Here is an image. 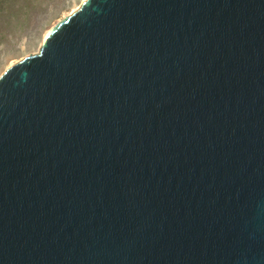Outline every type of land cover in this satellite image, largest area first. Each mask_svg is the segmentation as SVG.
Returning <instances> with one entry per match:
<instances>
[{"label":"water","instance_id":"water-1","mask_svg":"<svg viewBox=\"0 0 264 264\" xmlns=\"http://www.w3.org/2000/svg\"><path fill=\"white\" fill-rule=\"evenodd\" d=\"M0 264H264V0H83L8 66Z\"/></svg>","mask_w":264,"mask_h":264},{"label":"rangeland","instance_id":"rangeland-1","mask_svg":"<svg viewBox=\"0 0 264 264\" xmlns=\"http://www.w3.org/2000/svg\"><path fill=\"white\" fill-rule=\"evenodd\" d=\"M18 12L7 14L8 2ZM25 2V4H23ZM83 0H0V75L20 57L37 52L45 31Z\"/></svg>","mask_w":264,"mask_h":264},{"label":"trees","instance_id":"trees-1","mask_svg":"<svg viewBox=\"0 0 264 264\" xmlns=\"http://www.w3.org/2000/svg\"><path fill=\"white\" fill-rule=\"evenodd\" d=\"M23 4H25V2L23 3ZM8 7H7V9H8V11H7V14L6 15H10L11 13H13L14 11H17L18 12V9H19V6H17L16 8H15V2H8ZM1 31V30H0Z\"/></svg>","mask_w":264,"mask_h":264},{"label":"bare ground","instance_id":"bare-ground-1","mask_svg":"<svg viewBox=\"0 0 264 264\" xmlns=\"http://www.w3.org/2000/svg\"><path fill=\"white\" fill-rule=\"evenodd\" d=\"M59 21H61V19H60V20H58V22H59ZM58 22H56V23L54 24V26H55V25H56Z\"/></svg>","mask_w":264,"mask_h":264}]
</instances>
